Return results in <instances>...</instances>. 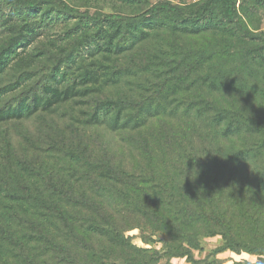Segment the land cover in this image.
Returning a JSON list of instances; mask_svg holds the SVG:
<instances>
[{
	"label": "rangeland",
	"instance_id": "1",
	"mask_svg": "<svg viewBox=\"0 0 264 264\" xmlns=\"http://www.w3.org/2000/svg\"><path fill=\"white\" fill-rule=\"evenodd\" d=\"M31 1L39 14L27 23L24 8L0 5V264H256L258 255L219 253L224 238L206 222L183 228L201 247L193 260L174 256L187 247L182 230L171 238L164 206L142 207L167 200L150 186L137 207L130 196L133 183L157 178L185 196L180 209L189 201L197 211L190 186L207 162L228 164V176L241 165L244 177H264V0H237L239 24L217 7L209 24L163 16L94 27L83 38L82 16L58 20L57 0ZM62 1L103 18L164 1L195 13L209 0ZM27 169L41 186L66 180L88 198L83 211L66 207L67 222L47 221L58 252L39 241L41 215L20 200ZM103 175L126 187L98 186ZM23 235L30 242L19 243ZM239 240L258 245L247 230Z\"/></svg>",
	"mask_w": 264,
	"mask_h": 264
},
{
	"label": "trees",
	"instance_id": "2",
	"mask_svg": "<svg viewBox=\"0 0 264 264\" xmlns=\"http://www.w3.org/2000/svg\"><path fill=\"white\" fill-rule=\"evenodd\" d=\"M4 2H6V0H0V5H4ZM57 2L60 11H62L58 20L63 19L61 15L71 17H79L78 15L82 16V20L79 23L80 30L82 31L80 36L82 38L85 37L88 32L92 31L94 27L98 28L97 32H99L102 26H112L113 24L119 23H137L147 18H158L163 16L186 24H209L212 22H208V20L211 19L213 11L217 7L222 8L228 24H239L237 21V0H209L198 12L195 13H187L178 5L164 1L148 8L137 16L109 14L103 18L94 17L88 12L82 13L81 10L67 5L62 0H57ZM260 2L263 4L262 1ZM9 4L25 9V15L23 17L25 23L29 22L39 14L38 2H33L31 0H9ZM51 20L54 19L51 18ZM161 27V25L153 26V28L158 29ZM26 31L31 32V30ZM73 35L77 34L73 33ZM1 53L3 55L2 57H4V50H2ZM10 55L11 53H8V57ZM117 102L119 103V101ZM213 162L219 161L213 160ZM213 162H207L204 166H200L202 167V176L201 179H199V182H197V189L190 186L192 189L190 195L193 196L192 193H194V196L199 195L197 199L191 197L195 204H200L197 211L189 209V205L191 206L189 201H187L188 203H186V206H183L184 208L182 207L183 209H180V202L178 203L176 201L185 196L173 195V185H171L172 192H167V186L162 184L163 180H159V183L157 178L154 179V181L145 178L141 181L142 185H139V183L136 184V182L133 183L131 186L132 195L130 198L137 207L140 199V192L148 194V192H150L149 189H152L154 192L157 191V194L161 199L163 197V199L165 198V200H167V202L164 201V203L162 202L161 204H156L155 202L153 204L151 203V199L148 198L147 205L145 206L142 204V207L143 210L147 208H150V210H156L164 206V212L168 217L167 224H165V232H167L171 238H174L173 230H182L180 235H182V239H185L184 244L187 247H183L181 244L180 247L174 249V256L176 257H186L188 260H193L191 251L199 250L201 247H199L198 239L192 238L187 231H183V228H185V225L206 222L209 226L215 228L210 234H213V236L221 235L224 238V245L218 249L219 253L227 250H231L237 254L247 252L260 257L256 264H264V177H262V175H247L244 177V174H240L241 168H238L241 165L231 168V174L228 176V164L219 167L220 165L217 166ZM27 172H24V174L28 175L30 181L26 182L25 185L21 187L25 193L20 196V198L23 197V199L20 200L26 202L25 204L33 205V208H36L41 215L37 218L40 219V223H36L39 224L36 228L37 235L39 232V241L43 243V246L47 249L58 252L62 250L64 246L55 243L54 232L56 228L52 226L48 227L47 221L52 217H55L59 219L60 222H67L65 216L66 207L73 206L75 208H80L83 211L88 206V198L84 195H80L78 198L74 192V186L67 183L66 180H63L62 187L59 188L56 187L54 182H50L47 179L46 181H42L43 184L41 186L37 183L38 179L33 175L32 169L29 171L27 169ZM155 174H157V172ZM211 174L215 175V178L210 181L209 178ZM95 183H97L98 186L103 185V183L106 185L111 183H121L126 187L125 180L120 181V179L105 177V175L102 176V179H100L99 182L97 180ZM148 186H150L149 189ZM208 189L211 192L208 191ZM35 191H38L37 195L32 194ZM134 196L137 199H135ZM170 197L174 198L175 201L170 205L171 211H167L166 207L169 204ZM13 198L15 199V202L19 200V197L16 195H13ZM46 216L48 217L46 218ZM23 221L26 222L25 219ZM29 222H31V220ZM178 227L181 229H177ZM246 230L247 236L256 238V244L258 245H254V247L243 245L239 238L246 233ZM23 236L24 237L21 238L19 243L23 244L24 239L27 242H30L28 237H25L26 235ZM177 242L180 244L178 238ZM19 243H17V245Z\"/></svg>",
	"mask_w": 264,
	"mask_h": 264
}]
</instances>
